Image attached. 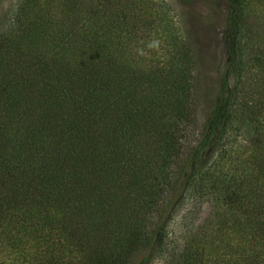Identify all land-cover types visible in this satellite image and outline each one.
Returning <instances> with one entry per match:
<instances>
[{"label": "trees", "instance_id": "obj_1", "mask_svg": "<svg viewBox=\"0 0 264 264\" xmlns=\"http://www.w3.org/2000/svg\"><path fill=\"white\" fill-rule=\"evenodd\" d=\"M44 1L21 0L0 37V264H126L143 242L163 244L160 226L151 240L145 229L154 170L169 164L154 157L180 147L190 120L189 52L172 39L184 68L133 65L149 0ZM225 4L219 95L187 157L191 192L225 205L210 238L220 253L192 264H264V50L241 42L245 0ZM244 123L231 166L221 150L197 175L203 151Z\"/></svg>", "mask_w": 264, "mask_h": 264}, {"label": "rangeland", "instance_id": "obj_2", "mask_svg": "<svg viewBox=\"0 0 264 264\" xmlns=\"http://www.w3.org/2000/svg\"><path fill=\"white\" fill-rule=\"evenodd\" d=\"M20 1L0 0V37L12 31ZM44 4L45 1L40 0L39 5ZM150 4L155 10L151 16V25L141 28L140 32H133L140 34L143 41L129 50L131 62L134 60L133 65L139 64L147 69L150 66L164 68L167 65L178 71L183 67L179 63L181 55L171 40L178 41V45L183 44L189 52L187 65L184 66L187 67V78L191 85V115L179 134L180 147L167 155L158 153L154 157L158 160L155 161L157 165L164 158L162 156L169 159V164L164 171L157 166L154 170L162 176L160 196L157 209L152 211L156 212L145 229L147 239L151 240L155 227L160 226L163 244L152 249L151 242H143L127 258L126 264H192L202 258V252L211 253L213 257L220 253L219 241L213 242L210 238L214 235V217L223 212L225 205L221 200L213 199L215 195L211 188L204 195L191 192L188 188L190 168L187 157L201 141L206 118L219 95L226 63L223 43L226 4L225 0H149ZM243 10L241 42L247 46L252 39L257 49L264 50V0H245ZM145 80L148 81V78ZM262 90V87L258 89L260 94ZM233 129L228 142L222 139L214 149L206 148L203 151L197 175L212 163L221 150L227 152L223 158V171L231 166L238 152L246 146L245 140L248 137V126L245 123L240 126L235 124ZM224 195L223 190L218 191L219 198ZM211 257L204 256L203 262Z\"/></svg>", "mask_w": 264, "mask_h": 264}]
</instances>
